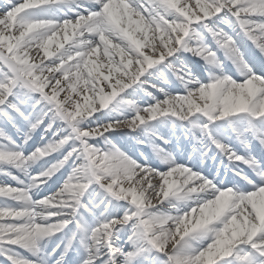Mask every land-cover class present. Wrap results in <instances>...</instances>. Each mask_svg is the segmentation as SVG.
<instances>
[{
    "label": "snow or ice",
    "instance_id": "obj_1",
    "mask_svg": "<svg viewBox=\"0 0 264 264\" xmlns=\"http://www.w3.org/2000/svg\"><path fill=\"white\" fill-rule=\"evenodd\" d=\"M178 53L202 60L207 78ZM226 61L240 79L224 71ZM168 121L180 135L159 133ZM38 129L42 143L31 146ZM125 138L139 148L127 150ZM258 153L264 0L0 4V176L14 181L0 182L5 264H48L57 249L51 264H67L72 251V264H144L146 254L154 264H264ZM65 168L59 188L40 195ZM92 185L104 198L90 208L81 198Z\"/></svg>",
    "mask_w": 264,
    "mask_h": 264
},
{
    "label": "rangeland",
    "instance_id": "obj_2",
    "mask_svg": "<svg viewBox=\"0 0 264 264\" xmlns=\"http://www.w3.org/2000/svg\"><path fill=\"white\" fill-rule=\"evenodd\" d=\"M192 3L194 5V0H192ZM237 42L240 43L241 42V38L238 37L237 38ZM177 55L180 56L181 59H183L185 61V63L188 65L189 68H191V70L193 68V65H195L196 62H197V60H198V58H196L194 56H191L190 54H187V53H178ZM174 63H176L177 66L179 65V61H175ZM200 63H201V61H198L197 62V65H199ZM257 72H259V71H257ZM158 77H159L158 75L157 76L150 77L149 78V83H151V81L153 79H155V80H156V78L158 79ZM169 79L171 80V83L175 84L174 78H171L170 77V74H169ZM145 87H147V85H145ZM98 117H99V115H98ZM100 118L101 119H97L96 120V123H100V122H102L103 119H107L108 117L105 116V117H100ZM56 128H57V125H53V129L52 130L55 131ZM38 132H39V129L37 130L36 133H38ZM123 135H124L123 132L113 133L112 134V137H113L114 140H116V139H119ZM125 139L127 140V142H131V145H130L131 147H133V148H135V146L138 147V145H135V141L134 140H131V139H128V138H125ZM132 143H134V144H132ZM124 144H126V143H124ZM28 150H31V149H28V147H26V151H28ZM147 151H148V153H151L149 149H146V153H147ZM35 170H36V167L34 166L32 168V171L34 172ZM66 173H67V168L62 169L60 172H58L56 174V176H59L60 177V180L58 181V183H56L55 185H52V184H50L52 182H49L48 185L43 186V188L44 187L47 188V190H48V193L47 194H50L51 192H55L57 190V188H59V186L63 183L64 178L66 177ZM53 181H56V180L54 179ZM83 197L85 199V200H83V201H85L84 203L88 204V206L91 208L94 204H97L102 198H104V194H103V192H101L98 189H96V186L95 185H92V186H90V189L85 192V194H84ZM39 198L40 197H38V199ZM106 202H107V200L105 198V203ZM103 210H104V205L103 204H100V206L98 208H95L94 209V212H95V214L97 216H99V214ZM109 211H111V205H109ZM90 217L91 218L89 219V221L91 223H93L94 217H92V216H90ZM71 226H73V225H71ZM63 235L64 234H62V237H63ZM121 235H122V240H123V234H121ZM122 240H121V242H122ZM75 256H76V252H75ZM146 256H147V258L144 260V264H146V263L147 264H154V261L152 259V254H146Z\"/></svg>",
    "mask_w": 264,
    "mask_h": 264
},
{
    "label": "bare ground",
    "instance_id": "obj_3",
    "mask_svg": "<svg viewBox=\"0 0 264 264\" xmlns=\"http://www.w3.org/2000/svg\"><path fill=\"white\" fill-rule=\"evenodd\" d=\"M4 2V0H0V4H2ZM135 18V17H134ZM150 36H151V33L149 34ZM54 47V46H53ZM41 56H42V52H41ZM237 75V74H236ZM156 80H159V77H158V79L156 78ZM171 86H172V83H170L169 85H168V87L169 88H171ZM137 95L138 96H143V93L142 92H140L139 90H137ZM97 115V117H98V115H99V117H108L109 116V113L107 112V110H105V112H103V113H97L96 114ZM170 124V122L168 121V122H166L165 123V125H163V126H159L158 127V131H159V133H162V131L163 130H165L166 128H167V124ZM171 125V124H170ZM132 144H134V143H132ZM131 145V143L130 142H128V143H126V144H124V145H122L123 147H125L127 150H129L130 152H135L136 150H137V148H135V149H133V147H131L130 146ZM177 157L178 158H186V157H180V154L179 155H177ZM18 175H20V174H18ZM21 179H24V177L23 176H21ZM0 182H3V183H14V181H11V180H9L8 178H6V177H0ZM45 193L41 190L40 191V195H44ZM39 196H35L34 198H38ZM78 211L79 212H83L84 211V209L83 208H80V209H78ZM90 223V222H89ZM58 233L56 234V235H54L53 237H51V238H49V239H46L45 241H44V244H45V247H52V248H54L56 245H57V243H59L58 242ZM59 249H57V253L55 254V257H56V255H58L59 254ZM72 253H74L73 251L72 252H69V254H68V256L66 257V262L67 261H69V260H71L72 259V256H71V254ZM2 259V257H0V260Z\"/></svg>",
    "mask_w": 264,
    "mask_h": 264
}]
</instances>
